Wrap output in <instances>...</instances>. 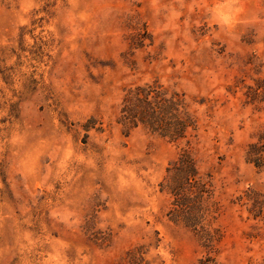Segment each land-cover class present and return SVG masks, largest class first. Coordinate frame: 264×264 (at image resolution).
Returning a JSON list of instances; mask_svg holds the SVG:
<instances>
[{"label": "rangeland", "instance_id": "374dc122", "mask_svg": "<svg viewBox=\"0 0 264 264\" xmlns=\"http://www.w3.org/2000/svg\"><path fill=\"white\" fill-rule=\"evenodd\" d=\"M185 94L219 241L167 216L186 144L118 124L124 91ZM264 0H0V264H264ZM215 207V206H214Z\"/></svg>", "mask_w": 264, "mask_h": 264}, {"label": "trees", "instance_id": "16d2710c", "mask_svg": "<svg viewBox=\"0 0 264 264\" xmlns=\"http://www.w3.org/2000/svg\"><path fill=\"white\" fill-rule=\"evenodd\" d=\"M118 124L124 127L126 136L142 128L170 141L186 144L167 167L160 187L170 197L169 219L194 230L203 245L211 249L220 239L211 226L219 209L212 202L213 183L210 177L201 174L189 148L191 138L197 136L199 122L185 94L170 91L155 82L129 87L124 91ZM246 160L255 168L264 169V133L248 145ZM237 200L240 205L247 206L254 220L264 217V200L259 194L248 190ZM196 264L223 263L207 253Z\"/></svg>", "mask_w": 264, "mask_h": 264}]
</instances>
